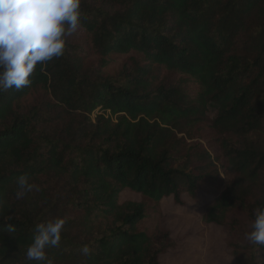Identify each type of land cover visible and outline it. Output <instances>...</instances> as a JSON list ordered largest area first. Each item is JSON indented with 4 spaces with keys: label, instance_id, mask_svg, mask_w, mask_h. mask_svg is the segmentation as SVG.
<instances>
[{
    "label": "trees",
    "instance_id": "1",
    "mask_svg": "<svg viewBox=\"0 0 264 264\" xmlns=\"http://www.w3.org/2000/svg\"><path fill=\"white\" fill-rule=\"evenodd\" d=\"M80 11L64 55L0 91V264H45L25 253L55 218L52 264H160L174 247L163 200L198 191L215 196L205 222L224 228L232 264H264L245 238L264 208V0ZM24 174L34 188L16 199Z\"/></svg>",
    "mask_w": 264,
    "mask_h": 264
},
{
    "label": "clouds",
    "instance_id": "2",
    "mask_svg": "<svg viewBox=\"0 0 264 264\" xmlns=\"http://www.w3.org/2000/svg\"><path fill=\"white\" fill-rule=\"evenodd\" d=\"M80 5L81 0H0V91L29 86L38 66L64 55L67 37L82 27ZM29 180L27 174L17 178L16 199L33 191ZM65 222L55 218L37 224L26 259L52 264L46 249L59 247ZM245 238L264 247V208L254 210ZM81 251L87 255L90 249L85 245Z\"/></svg>",
    "mask_w": 264,
    "mask_h": 264
},
{
    "label": "rangeland",
    "instance_id": "3",
    "mask_svg": "<svg viewBox=\"0 0 264 264\" xmlns=\"http://www.w3.org/2000/svg\"><path fill=\"white\" fill-rule=\"evenodd\" d=\"M216 115L217 110L210 107L209 125ZM209 139L201 141L205 143ZM214 200L215 196L205 191H198L193 197L183 196L181 204L173 197L163 200L164 225L171 235L174 247L160 257V264H232L234 262L227 247L224 228L205 222L206 211ZM126 201L140 202L141 197L126 190L121 196V202Z\"/></svg>",
    "mask_w": 264,
    "mask_h": 264
}]
</instances>
